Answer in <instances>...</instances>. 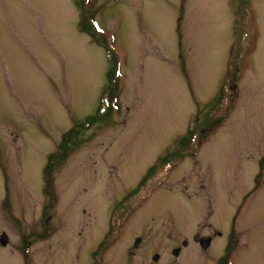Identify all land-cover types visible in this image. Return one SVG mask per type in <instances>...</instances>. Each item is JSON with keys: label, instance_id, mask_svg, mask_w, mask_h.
<instances>
[{"label": "rangeland", "instance_id": "1", "mask_svg": "<svg viewBox=\"0 0 264 264\" xmlns=\"http://www.w3.org/2000/svg\"><path fill=\"white\" fill-rule=\"evenodd\" d=\"M243 198L250 249L194 242ZM0 231V264H264V0H0Z\"/></svg>", "mask_w": 264, "mask_h": 264}, {"label": "trees", "instance_id": "2", "mask_svg": "<svg viewBox=\"0 0 264 264\" xmlns=\"http://www.w3.org/2000/svg\"><path fill=\"white\" fill-rule=\"evenodd\" d=\"M83 1L88 2V0H83ZM82 16H85V17L80 22L78 29L83 33L85 32V33L89 34L94 39L96 44L103 47L105 49L107 56H108V59H109L108 60L109 69H108L107 74H106L107 82L103 87L104 88L103 89V96H101V99H100V103H102V104H101V106L99 105L100 107L98 108V111L95 112L93 117H88L89 119H97L99 116L104 118V117H108L111 115L112 108L114 106H116L117 108L119 107V100H118L119 83H118V75H117L118 74L117 61H116L115 57H114V59L112 57V53H113L112 49L110 47H108V43L106 41L107 39L101 33L102 30L100 31V29L94 23L95 22L94 12L89 9L88 11L85 12V15H82ZM87 17H88V19H87ZM101 113H103V114H101ZM188 133H189L188 134L189 137L187 138V142H188V144L186 145L187 147L189 146V144L193 138V132L189 130ZM81 141H82V132L80 133L79 130H77V129L68 130L64 134V136L62 137V141H61L62 143H60V145H59L60 150H59L58 158L63 159L70 152V150L72 148L76 147ZM184 144H182V142L179 144L180 145L179 146L180 155H182L181 154V148L184 146ZM175 152H177V149H175ZM167 158H169V157H167Z\"/></svg>", "mask_w": 264, "mask_h": 264}, {"label": "flooded vegetation", "instance_id": "3", "mask_svg": "<svg viewBox=\"0 0 264 264\" xmlns=\"http://www.w3.org/2000/svg\"><path fill=\"white\" fill-rule=\"evenodd\" d=\"M245 204H246V198H243V202L240 204V206L238 208H236V212H235L234 216L231 218V220H229V228L227 230L225 229L224 231H219V230L215 231V229H213L212 232L209 233L208 235H202V236L194 237V242L197 245H200V247L203 250H208L210 248V246L212 245L215 237H223L226 235L227 239H228V244L226 245V249H227L226 253H229V254L232 253L233 249H238L237 252H242L241 250H244V249H246V250L250 249V248H248L249 241L246 239V237H248L247 234L250 233V231H251V226H247V223L246 224H240L239 223V216H240L241 211H242ZM49 218H50V216H48L45 220H43V225L47 226V224H45V222H47L49 220ZM39 230H41V229H38V230H35V228L30 229V231L33 232L32 234L35 236H40V237L46 236L45 234L44 235L39 234ZM2 233H4V231H0V235ZM5 235H7V243L5 245H3L0 241V247L8 246L9 236L6 232H5ZM0 239H1V237H0ZM135 241L137 242L136 244H135ZM204 241H208V246L206 248L202 247V243ZM140 243H141V238L136 237L134 242H133V246L135 248H137ZM187 244H188V241H186V245H184V246H187ZM29 246H30V243H29ZM175 248H178V247H175ZM179 252H180V249H179ZM92 253H93V251L90 250V254H92ZM155 255L158 256V254H155ZM158 260H159V256H158V259L154 260V261L157 262ZM28 262H29V264H35L32 260L28 261ZM229 263L233 264L231 262V258H229V256H226V257L222 258L221 262H219L218 264H229Z\"/></svg>", "mask_w": 264, "mask_h": 264}, {"label": "water", "instance_id": "4", "mask_svg": "<svg viewBox=\"0 0 264 264\" xmlns=\"http://www.w3.org/2000/svg\"><path fill=\"white\" fill-rule=\"evenodd\" d=\"M0 237H1V239H0V241H1V243L3 244V245H5L6 243H7V236L4 234V233H2L1 235H0ZM138 241V240H137ZM137 242H135V244H136ZM183 244H186V241H183ZM208 246V241H204L203 243H202V247H204V248H206ZM178 252H179V249H173L172 250V254H174V255H177L178 254ZM158 259V256L157 255H155V256H153V260H157Z\"/></svg>", "mask_w": 264, "mask_h": 264}]
</instances>
